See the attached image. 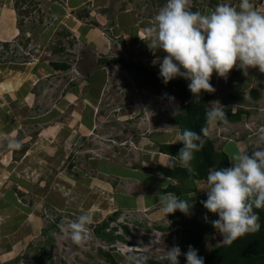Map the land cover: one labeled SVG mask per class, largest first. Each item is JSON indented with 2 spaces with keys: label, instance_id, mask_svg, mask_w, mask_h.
<instances>
[{
  "label": "rangeland",
  "instance_id": "374dc122",
  "mask_svg": "<svg viewBox=\"0 0 264 264\" xmlns=\"http://www.w3.org/2000/svg\"><path fill=\"white\" fill-rule=\"evenodd\" d=\"M54 1L0 0V21L4 24L16 17L20 22L14 35L0 39V264H108L101 251L110 253L119 264H130L129 254L164 262V249L178 245L186 253L183 246L189 236L205 234L199 224L213 228L208 248L222 244V234L212 225L217 218L190 201L196 192L205 193L206 181L194 182L190 198H181L193 205L190 215L183 216L186 225H182L162 212L164 195L159 189L167 178L149 170L155 176L153 186L137 180L141 171L149 173L145 169L156 166L157 161L152 163L147 158L155 152L154 143L177 142L181 132L172 116L180 111L178 98L140 85L134 73L120 63L98 62L116 53L126 62L160 71V62L167 54L151 49L146 31L140 33L145 46L133 37L128 44L121 42V35L111 40V18L101 14L103 23L95 20L98 13L91 16L89 4L76 10V16L70 14L80 25L76 38L68 21H54V14L48 10ZM165 2L112 0L108 15H113L115 23V15L130 7L133 17L147 18L144 21L149 28ZM233 2L188 0V7L208 14L220 3L233 6ZM60 4L65 11V3ZM85 12L83 19L77 16ZM86 27L101 29L97 33L105 38L101 41L107 43L108 51L103 50L100 40L87 38ZM18 44L23 49L11 53V45ZM59 47L63 50L55 52ZM55 61H67L70 68L57 71L50 65ZM228 77L213 73L211 82L219 93L216 102H208L206 108L240 106L248 115L222 126L207 123L206 128L215 150L225 151L232 159L236 154L234 142L240 151L251 153L264 147L260 140L264 129L259 130L264 126V100L246 102L247 89L242 95L243 89L233 86L236 77H230L233 81ZM13 142L21 147L11 148ZM141 193L152 194L145 197L148 203L142 207L137 206L136 198L126 197ZM156 195H160L158 199H154ZM128 204L132 207H126ZM86 213L93 217L90 239L83 245L60 240L59 225ZM108 217L116 218L109 221L105 232L116 229L111 230L113 234L125 241L108 243L95 236L94 228Z\"/></svg>",
  "mask_w": 264,
  "mask_h": 264
},
{
  "label": "clouds",
  "instance_id": "9594fccd",
  "mask_svg": "<svg viewBox=\"0 0 264 264\" xmlns=\"http://www.w3.org/2000/svg\"><path fill=\"white\" fill-rule=\"evenodd\" d=\"M146 32L151 49L167 54L159 65L163 82L167 84L177 77L190 81L188 88L195 101L200 100L202 91L215 92L211 83L214 72L221 78H226L234 67L245 76L250 68L264 73V13L255 9L252 0H240L235 7L220 3L208 14L190 10L188 0H167ZM206 117L210 124L228 123L222 105L208 107ZM202 131L207 135V129ZM260 140L264 144V135ZM177 142L183 145L178 153L179 164L191 173L195 153L205 141L199 133L184 129L178 134ZM9 146L21 147L15 142ZM203 190L207 195L203 207L218 216L212 225L222 234L223 243L231 245L246 234L258 232L261 225L254 209H264V147H258L251 154L240 151L232 157L231 167L210 170ZM161 205L166 217L176 211L190 215L193 207L189 200L171 192L161 198ZM92 223L90 213L62 223L59 239L83 245L90 239ZM181 255L186 264H205L198 249L192 246L186 253L178 245L164 249L161 260L180 264ZM127 259L130 264H147L149 257L129 254Z\"/></svg>",
  "mask_w": 264,
  "mask_h": 264
},
{
  "label": "trees",
  "instance_id": "16d2710c",
  "mask_svg": "<svg viewBox=\"0 0 264 264\" xmlns=\"http://www.w3.org/2000/svg\"><path fill=\"white\" fill-rule=\"evenodd\" d=\"M19 13L23 15L25 13L24 9L19 11ZM77 16L83 19V17L87 16V14L85 12L82 13V15ZM19 23L20 22H18V24ZM62 50L63 48L60 47L54 48L55 52ZM98 62L103 65H106L109 62L120 63L126 69L134 73V75L139 79L140 85L150 87L165 97L178 98L180 111L176 115L172 116V121L180 128V132L184 129H190L199 133L205 141L202 149L195 153V158L192 162L194 169L193 172L190 173L181 166H175L170 169L157 167L158 170L155 169L163 173L165 176L174 179L178 184L177 186H167L166 188L161 189L162 193L171 192L176 194L179 198H182L187 195V192L193 191L194 187L192 186L194 182L202 180L206 181L210 170H219L221 168L229 167V156L227 153L223 150L216 151L213 146V142L208 138V133L205 135L202 131L203 129H207L206 126L208 121L206 113L208 109L206 108V104L213 98L211 93L202 91L200 100L195 101V98L188 88L190 81L186 79L177 77L165 84L160 77V71L153 69L150 65L126 62L124 59L119 57H112L110 59L101 57ZM50 65L57 71L67 70L70 68L67 61H55L51 62ZM224 111L227 114L228 121L240 120L242 113L244 112L242 109L233 110L230 107H225ZM217 123L221 124L222 122ZM182 147L183 145L180 142L162 144L159 146V151L169 154L178 160V153ZM249 154H251V152H249ZM147 170L151 171L149 168H147ZM181 188L186 190L184 192L185 194L182 192ZM206 199V192H196L190 201L195 202L199 208L208 212V210L203 207L202 203L203 201H206ZM254 211L258 213L259 223L261 225L258 232L246 234L236 239L231 245L222 243L208 248L207 245L209 238H211L213 234V228L199 224V228L206 231L205 234L199 235L195 232L192 233L187 242L184 244L183 251L187 252L189 246L198 249V255L204 258L205 264H264V210L254 209ZM208 213L214 215L218 219L216 214L210 212ZM170 215L174 222H179L182 225H185L183 222L184 214L178 211L176 216L173 214ZM116 217H108L106 221H103L100 225L94 228L95 236L98 239L106 240L108 243H111L116 239L124 240L122 236L113 234L115 229L110 232H105L109 221H113ZM124 230L128 231L127 228H124ZM101 252L105 256L108 264H119L114 260L110 253L106 251ZM179 260L180 264H186L184 256L179 257ZM147 264H167V262L147 260Z\"/></svg>",
  "mask_w": 264,
  "mask_h": 264
},
{
  "label": "crops",
  "instance_id": "0c3cea01",
  "mask_svg": "<svg viewBox=\"0 0 264 264\" xmlns=\"http://www.w3.org/2000/svg\"><path fill=\"white\" fill-rule=\"evenodd\" d=\"M56 1H57V3H55ZM60 2L65 3L66 7H63L65 11H62V9H61L62 7L60 6L61 5ZM166 2H167V0H166ZM166 2H165V4H166ZM234 2H233L234 4L233 3L232 4L235 7V6H238V4L240 3V0H234ZM252 3H253V5H254V7H255V9L257 11H259L261 13H264V0H252ZM84 4H86V5L89 4V6L92 7L91 16L93 14H95L94 12L98 13V15H97L95 20H98L100 22L101 21V19H100V17H101L100 15L101 14H102L103 17L111 18L110 19L111 21L108 23L109 27L113 28V33H112L113 38H111V40H114V37H116L117 35H121L120 38L121 39L123 38L125 40L124 41L122 39L121 42H123V43L125 42V43L128 44V42L131 40V37H133V39H135L136 42H138L137 44L145 46L146 42L145 41H143V42L141 41L142 38L140 37V33H141V31L144 32L147 29V25H146L147 22L144 21V20H147V18H145V17L141 18V16H140V19H139L138 15H135V14H134V17H133L132 13H131V10H133V9H131L130 7H127L126 9H124L122 11V13H117V14H119L118 17H116L117 14L115 15L116 22L114 23L112 21L113 15L111 14L110 17L108 15L111 12L110 10L112 8V0H55L54 2L49 3L48 10H50L52 12V14H54V17H55L54 21L55 22H57L59 24H65L64 21H68V23L71 25L70 26L71 30H73L74 32L77 33V34L74 33L73 36L78 38L79 26L80 25H78L79 21L77 20V18H76L77 22L74 21V18L76 16V14H75L77 12L76 10H78ZM208 5H211V4H208ZM9 6H10V4L7 5L8 8H9ZM69 10H70V12H69ZM70 14L71 15L75 14V16H70ZM156 14H158V12H156L155 15ZM67 15L70 16L71 18L69 19V17H67ZM1 16H2V14H1ZM11 18L12 19L9 20L8 23L4 22V24H3V22L0 21V39L10 37V36L14 35L15 32L18 30V22L16 21V17L15 18L11 17ZM151 19H150V21H151ZM92 20H94V19H92ZM101 23H103V22L101 21ZM2 24L5 25V26L4 27L1 26ZM65 26L68 27L67 25H65ZM104 27H106V26L103 25L102 28H104ZM86 30L89 31V33L86 34L87 38H95L93 40L94 42L97 41V40H100L98 43L101 42V44H103L102 45V48L104 47L103 50L107 49V51H108L107 43L104 44L103 41H101V40H104L105 38L100 33H97V30H101V29H98L97 27H95V28H87L86 27ZM91 32H93L92 37H90V33ZM106 56H108V55H106ZM119 56H120L119 58H122V55H119ZM112 57H118V56L116 55V53H113L111 55V58ZM257 69L258 68H250V69H248V75L245 76V75L242 74L241 70H239V69L234 67V69L231 70L230 73L228 74V76H229L228 80L229 81L232 79L230 77H233V76L236 77V79H235L236 81H234L235 83L233 84V86L235 88L239 87L240 89H243L244 92L241 91V92H243L242 95L248 91V93L245 94L247 96L245 98H246V100H248L246 102H248V103L250 102V100L253 101V102H256V103H259L261 100H264V80L261 78L263 73L260 72L259 70L257 71ZM233 80L234 79H232V81ZM212 85L215 88V92L211 93L213 98H212V100L210 102H216L217 95H218L219 91H218V87H216L215 84L212 83ZM245 90H246V92H245ZM229 97H230V99H232L234 101L238 100V98L236 96H234V95H229ZM259 105H261V104H259ZM238 107L239 108H232V109L233 110L242 109V107H240V106H238ZM262 107H264V106L262 105ZM242 110L244 111L242 113V115L247 116L248 115V111H246L247 109L243 108ZM241 118H242V116H241ZM236 122H239V120L238 121H228V123H236ZM219 125L222 126V125H225V124L224 123H221V124L215 123L214 124V126H219ZM162 143L163 144H169V142H160L158 145L154 143V148H155L154 151L155 152L152 153V155H149V157H147V158H148L149 161L152 160V163H153V161L154 162L157 161L156 162V166L153 167L151 165L152 167L150 166V167H147V168H149L152 171H155V172H157L159 174H162L164 176L163 178H167L166 181H163L164 183L165 182L166 183L163 184L162 187H160V189H159V191H160L159 194L161 193V195H166L167 193H162L161 189L166 188L167 186H177L178 184L176 183V181L174 179H172L170 177H167L163 173L157 171L158 170L157 167H165V168H169L170 169V168H173L175 166H180V164H179V160H177L175 157H173V156H171L169 154L162 153V152L159 151L160 150L159 146L162 145ZM175 143H177V142H175ZM234 144L236 146L235 148H236V154H237L238 152H240V150H239V148H238V146L236 145L235 142H234ZM160 154H162V155H160ZM173 160H175L176 163L173 164L172 163ZM231 166H232V159L229 157V167H231ZM147 168L145 170L149 172V170H147ZM155 169H157V170H155ZM151 173H153V172L146 173L144 171L143 172L141 171L140 174L144 175V176H147V177H145V179H143V178H141V175L139 174L137 176L139 179L137 178V180L140 181V182L144 181V184H150L151 186H153V184L155 183V176L153 174H151ZM167 180H171V181H167ZM192 192L193 191H189V192L186 193L188 198H190V194ZM147 195H152V194H143V193H141V194L133 195L132 197H130V196H126V197H129V198H133L134 197V198H136L135 202L138 203L137 206H141L142 207L144 204L148 203V202L145 201V197ZM158 196H160V195L154 196V199H156ZM192 196H194V195H192ZM122 197H125V196H122ZM121 200H122V198L119 200V202L123 203ZM128 205L129 206H126V207H132V204H128ZM119 206L122 207V208L125 207V205L123 206L122 204H120ZM173 215L176 216V214H173ZM169 217H170V219H172L171 215ZM185 225H186V223H185Z\"/></svg>",
  "mask_w": 264,
  "mask_h": 264
},
{
  "label": "built area",
  "instance_id": "2783aa9c",
  "mask_svg": "<svg viewBox=\"0 0 264 264\" xmlns=\"http://www.w3.org/2000/svg\"><path fill=\"white\" fill-rule=\"evenodd\" d=\"M11 46H12L11 53L12 52L17 53L18 49H21V50L23 49L22 47H20V48L18 47V46H20L19 44L18 45H11ZM260 129H264V126H260Z\"/></svg>",
  "mask_w": 264,
  "mask_h": 264
},
{
  "label": "bare ground",
  "instance_id": "6f19581e",
  "mask_svg": "<svg viewBox=\"0 0 264 264\" xmlns=\"http://www.w3.org/2000/svg\"><path fill=\"white\" fill-rule=\"evenodd\" d=\"M3 40H4V39H3ZM8 41H9V40H8ZM8 41H7V42H8ZM5 43H6V42H5ZM219 126H220V125H219ZM214 129H215V128H214ZM218 129H219V128H218ZM209 130H210V129H209ZM259 130H263V129H259ZM209 134H210V133H209Z\"/></svg>",
  "mask_w": 264,
  "mask_h": 264
}]
</instances>
